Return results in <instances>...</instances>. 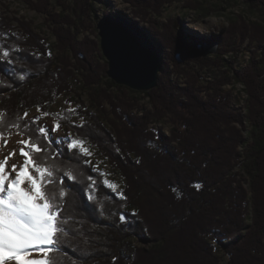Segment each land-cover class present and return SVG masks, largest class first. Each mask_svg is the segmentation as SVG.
<instances>
[{
  "label": "trees",
  "instance_id": "trees-1",
  "mask_svg": "<svg viewBox=\"0 0 264 264\" xmlns=\"http://www.w3.org/2000/svg\"><path fill=\"white\" fill-rule=\"evenodd\" d=\"M23 1L50 16L57 41L50 44L30 23L0 13V34L7 33L0 35V45L13 49L11 64L0 57V111L6 119L37 105L49 112L61 95L82 83L91 104L89 111H76L84 117V128L73 126L74 113L66 111L59 119L72 126L77 139L95 147L121 178L113 192L104 184L107 174L84 164L88 156L78 149L73 153L77 159L66 161L84 173L82 183L66 180L74 190L65 209L70 226L78 230L71 247L83 258L69 252L62 264H224L221 253L227 264H264V27L247 25L235 32L254 47L247 65L239 68L235 59L221 56L239 49L229 29L211 38L223 47L211 61L198 51L197 42L155 28L151 34L160 52L170 49L176 70L188 76L184 86L173 82L162 60L158 86L142 92L108 76L107 61L102 67L94 60L100 50L94 41H76L83 29L78 22L84 24L93 12V0H74L72 7L55 0L71 10L77 23L55 15L51 0ZM129 1L140 6L136 14L147 18L145 8L158 0ZM256 1L264 6V0ZM192 63L211 66L192 72ZM230 82L244 86L246 118L230 110L223 88ZM140 93L147 94L153 107H142L139 114L134 110L141 107ZM167 118L173 124L169 136L149 128ZM239 176L249 183L250 196ZM93 181L95 188L88 192ZM120 192L126 200L118 197ZM121 211L127 223L113 215Z\"/></svg>",
  "mask_w": 264,
  "mask_h": 264
},
{
  "label": "snow or ice",
  "instance_id": "snow-or-ice-1",
  "mask_svg": "<svg viewBox=\"0 0 264 264\" xmlns=\"http://www.w3.org/2000/svg\"><path fill=\"white\" fill-rule=\"evenodd\" d=\"M0 35L7 37V33ZM0 48L3 49L0 57L11 64L13 49L4 45ZM65 103L69 104L67 111L75 113L70 102ZM36 107L40 112V106ZM50 115L44 111L29 118L25 111L22 116L6 119L4 111H0V264H62L69 252L83 258L71 247L78 230L70 226L72 218L65 209L66 198L74 190V185L66 180L82 183L84 173L76 164L66 161L77 159L74 150L84 156H90L91 152L83 146V139L74 138L71 133L59 136V122L50 126L40 124L42 117ZM73 126L84 128L83 118L80 125L73 121ZM13 134L18 137L14 142ZM104 184L116 191L115 184L107 180ZM86 188L91 192L95 182ZM117 195L127 199L122 192ZM87 199L91 201L93 196L88 195ZM117 214L121 223H127L124 212H113Z\"/></svg>",
  "mask_w": 264,
  "mask_h": 264
},
{
  "label": "rangeland",
  "instance_id": "rangeland-1",
  "mask_svg": "<svg viewBox=\"0 0 264 264\" xmlns=\"http://www.w3.org/2000/svg\"><path fill=\"white\" fill-rule=\"evenodd\" d=\"M62 2L66 6L70 5L71 7L74 4V0H62ZM152 2L154 3V0ZM257 2L258 1L256 0H158L156 6L154 4V6L152 5L149 8H145L144 12L147 18H143L140 14H136L135 12L140 9V6H134L129 0H93V12L89 17L85 18L84 24L81 25L80 21L78 22V19L75 18L70 9L69 11L65 10L64 6L59 5V3L55 0H51L52 5L50 6V9L55 15H61L63 17L66 16L67 19H71V22H78L79 26H81L83 29L76 41L78 43L84 39L94 41V43L97 45L96 47H98L100 49L99 51L101 52L95 51L94 60L97 61V63L100 64L99 66L102 67L107 61L108 71L109 64L101 48V36L98 28L99 20L107 14H114L117 16L120 15L128 18L130 21L135 22L139 27L144 28V30L150 34L151 38V33L155 31V28H158L161 33L164 32L167 36H171L173 33L179 32L183 37L187 38L188 41H192L193 43H199L201 41L214 43L213 39H211L213 38V35H217L219 32L225 29H229L231 32L236 34L235 32L239 31V29H243L244 26L247 27V25L251 28L254 25H262L264 27V14L262 11L264 6H262L260 2ZM0 13H4L10 18L21 19L30 23L35 32L48 39V43H56L57 37L52 30L54 25L52 21H50V16L31 9L23 0H0ZM246 34H248L247 36L250 37L248 32H246ZM232 39H236V41H238L237 47L239 49L237 51L230 50L221 56L226 57L229 61L235 59L237 61L235 66L238 68L241 66H246L250 60V56L252 55L254 47L250 46L248 37L243 38V35L240 34V32ZM221 49H223V47L218 45V50L216 53L207 55L205 57L211 61L216 60ZM170 53V49H165L161 53L163 60H166L165 66H167L169 70L170 78L173 82H179V85L184 86L185 80L188 76V74H186L187 71L176 70L177 68L171 60ZM102 55L104 59L102 58ZM71 61L75 62L74 59H71ZM75 63H77V61ZM180 63L183 64L181 68L186 66L182 59H180ZM192 64H195V67H193V70L195 71L192 72H197L198 70L200 72L201 70L203 71V69H208L211 66L209 64L203 66L201 64L197 65L196 63ZM190 65H187V67ZM218 68H220V66L216 67V69ZM222 69H224V67H222ZM161 73L162 71L160 72V76ZM79 78L81 79V76H79ZM223 88L230 96V110L240 113V115L245 118L248 113V96L246 91H244V86L241 83L230 82L224 85ZM117 92L120 91L118 90ZM204 94L205 92L202 91L201 95H203V97H205ZM137 97L139 98L141 107H139V109L137 107V110H134L135 113L140 114V112H142V107L152 109L153 104L150 102V99L146 93H140L137 95ZM66 101L70 102L71 107L75 109V113L71 119L72 123L74 121L75 124H81V118H83L84 122V117L76 111H78L80 108H82L84 111L90 110L91 104L89 91L82 83H76L73 88V93L69 95H61L49 110V113L52 115L42 117L40 124L50 126L56 122H59L61 126L58 133L59 136H65L68 133H71L72 136L76 138L72 126L59 119V117L63 115L69 107V104L65 103ZM237 102H239V106L237 105ZM236 105L240 108L239 110ZM40 115L41 111L38 112L37 109H32L29 112V118ZM236 125L242 130V134L246 136V131L244 128L239 123ZM172 127L173 124L170 119L161 122L155 120L149 124V128L153 129L157 134L163 132L168 136L171 134ZM12 131L15 133V129ZM14 137L15 135L13 134L11 140ZM83 146L88 148L91 152V155L88 156V160L91 161L90 165L94 169H98L106 173L107 181L118 186L121 182V178L112 172L109 163L103 159L98 150L95 147H90L86 143H84ZM238 170L239 169L235 170V172ZM238 178H240V176ZM241 182L250 196L251 190L249 183L245 182L243 179ZM250 209L252 211V207H250ZM220 256L225 259L223 263L227 264V256H224L223 253H221Z\"/></svg>",
  "mask_w": 264,
  "mask_h": 264
},
{
  "label": "water",
  "instance_id": "water-1",
  "mask_svg": "<svg viewBox=\"0 0 264 264\" xmlns=\"http://www.w3.org/2000/svg\"><path fill=\"white\" fill-rule=\"evenodd\" d=\"M101 48L108 60V76L117 84L138 91L158 86L163 56L157 43L144 28L123 16L107 14L98 22ZM218 43L201 41L203 56L216 53Z\"/></svg>",
  "mask_w": 264,
  "mask_h": 264
},
{
  "label": "bare ground",
  "instance_id": "bare-ground-1",
  "mask_svg": "<svg viewBox=\"0 0 264 264\" xmlns=\"http://www.w3.org/2000/svg\"><path fill=\"white\" fill-rule=\"evenodd\" d=\"M244 100V99H243ZM246 118V117H245ZM16 139H18L17 136H15L13 139H12V142H14Z\"/></svg>",
  "mask_w": 264,
  "mask_h": 264
},
{
  "label": "built area",
  "instance_id": "built-area-1",
  "mask_svg": "<svg viewBox=\"0 0 264 264\" xmlns=\"http://www.w3.org/2000/svg\"><path fill=\"white\" fill-rule=\"evenodd\" d=\"M237 105L239 106V102H237ZM237 105H236V107H237ZM238 108V110L240 109L239 107H237Z\"/></svg>",
  "mask_w": 264,
  "mask_h": 264
}]
</instances>
